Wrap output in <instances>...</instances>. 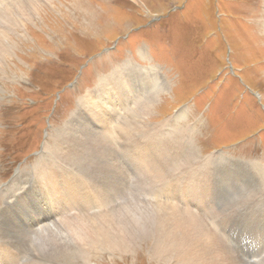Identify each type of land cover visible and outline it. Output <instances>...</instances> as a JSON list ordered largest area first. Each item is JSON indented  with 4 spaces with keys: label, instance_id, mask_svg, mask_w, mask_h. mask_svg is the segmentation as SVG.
Instances as JSON below:
<instances>
[{
    "label": "rangeland",
    "instance_id": "obj_1",
    "mask_svg": "<svg viewBox=\"0 0 264 264\" xmlns=\"http://www.w3.org/2000/svg\"><path fill=\"white\" fill-rule=\"evenodd\" d=\"M25 1L27 9L32 3ZM27 12L23 26L9 35L13 53L0 63V240H9L12 224L47 213L37 205L41 188L34 189L36 183L43 187L42 176L33 178L38 162L53 157L66 124L83 113L79 100L101 94V83L103 94L115 97L111 79L121 74L133 76L140 104L152 101L148 117L122 113L119 120L141 139L140 151L132 153L123 139L90 135L84 114L74 130L113 204L126 212L151 210L165 192L197 198L193 210L217 218L213 226L231 250L264 264V0H38L35 12ZM142 120L153 135L149 146ZM188 147L196 161L187 159ZM17 172L25 179L24 197L14 199L9 215L3 210ZM200 172L208 180L205 193L179 192V181L201 178ZM105 201L103 212L110 208ZM61 206L53 200L52 217ZM83 206L78 215L94 214V204ZM91 243L53 262L168 264L150 237L114 253ZM4 255L0 264L18 259Z\"/></svg>",
    "mask_w": 264,
    "mask_h": 264
},
{
    "label": "bare ground",
    "instance_id": "obj_2",
    "mask_svg": "<svg viewBox=\"0 0 264 264\" xmlns=\"http://www.w3.org/2000/svg\"><path fill=\"white\" fill-rule=\"evenodd\" d=\"M29 2L32 4L26 9L25 5L30 4L26 3L25 0H0V63H2L3 57L12 52V46L9 44L10 33L23 26V21L27 19L25 18L27 17V11L34 10L35 12L38 0H29ZM111 83L117 91L115 97L109 91L103 94L106 88L101 83L103 87L101 94L91 95L90 93L89 96L80 99L78 106L83 110V113L76 120L73 118L66 124L60 139L50 151L53 156L51 157L52 160L44 158L38 162L33 178L42 176L43 187H40L37 183L34 186V181H32L29 188L32 185L34 189L41 188L39 191L42 197L37 201V205L44 208L48 215L43 216L46 212L41 210L40 215L42 217L36 213L29 224H12L13 228L9 240L5 242L0 240V257L7 258L8 256L4 255L5 252L7 255L18 258L15 264H26L27 262H29L28 264H56L53 260L57 254L65 255L75 247L79 246L80 249L85 247L87 243L94 242L95 246L114 253L116 249L123 246H135L138 241L150 237L155 240L156 255H159L162 259H167L168 264H251L244 261L243 253L230 249L224 235L213 226L217 223L215 216H209L205 212H203V215L195 213L193 206L198 202L197 198L192 201L182 200L178 194L169 196L165 192L162 200L155 198L156 203H150L151 210L129 207L126 212H124L123 206L119 207L113 204L115 202L114 197L111 196L113 198L110 199L108 189L104 187L103 181H98L95 178L94 170L97 169H94L89 160L90 156L87 148L83 149L76 142L78 135L76 136L77 133L74 135L75 126L77 125L75 122H80L83 114L86 115L90 119L88 120L89 127L86 125V131L90 135H98V137L101 136L107 140L110 138L123 139L128 146L127 148L136 154V151L141 149V139L134 136L136 132L130 129L129 123L126 126L124 122L121 123L119 120L122 113L133 114L135 119L136 115L148 117L152 101L147 99L146 102L139 103L138 99H140L141 94L135 89L133 76L118 74L111 79ZM137 102L138 104H136ZM139 123L144 132V135H141L142 140L145 142L143 144L149 146L148 143L152 141L153 136L152 133L150 134L151 129H149L145 120ZM181 138L185 139L186 137L184 134H180ZM107 143L109 144V142ZM47 149L43 147V152ZM53 152L63 155L68 163L73 166L61 164ZM102 153H107V151L102 150ZM185 154L187 159L195 160L196 152H193L191 147L186 149ZM258 167L259 165L256 168L258 169ZM259 173H261V170H259ZM200 174L201 178H198V174L195 180L185 179L182 184L179 181L177 183V185H180L179 192L183 191L182 193L188 192L190 194L191 192L194 194L197 192V196H200L205 191L206 182H208L203 172H200ZM20 175L21 173L17 172L7 190L9 200L3 212L9 215L12 211L14 199H23L24 197V194L20 192L23 190L25 179ZM82 192H86V195ZM56 198L60 199L62 203L57 212H62L65 215L64 220L59 213L52 217V202ZM106 199L110 208L103 212L101 205H104ZM90 204L96 206L94 214H89V216H86V214L78 215L82 211L83 205L89 206ZM135 204L136 202H134ZM74 211L78 213L74 214ZM8 214L4 215L5 219H8ZM76 215L78 216L76 217ZM91 244H88V246ZM32 255H34L33 259ZM22 256L24 257L19 259Z\"/></svg>",
    "mask_w": 264,
    "mask_h": 264
},
{
    "label": "water",
    "instance_id": "obj_3",
    "mask_svg": "<svg viewBox=\"0 0 264 264\" xmlns=\"http://www.w3.org/2000/svg\"><path fill=\"white\" fill-rule=\"evenodd\" d=\"M72 85H70L69 87H71ZM37 155V154H36Z\"/></svg>",
    "mask_w": 264,
    "mask_h": 264
}]
</instances>
